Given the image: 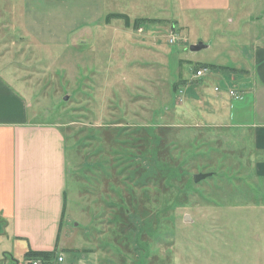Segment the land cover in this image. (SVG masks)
<instances>
[{
	"label": "rangeland",
	"instance_id": "rangeland-1",
	"mask_svg": "<svg viewBox=\"0 0 264 264\" xmlns=\"http://www.w3.org/2000/svg\"><path fill=\"white\" fill-rule=\"evenodd\" d=\"M182 1L0 0V74L67 158L55 254L21 263L264 264L263 153L213 79L252 63L264 0Z\"/></svg>",
	"mask_w": 264,
	"mask_h": 264
},
{
	"label": "crops",
	"instance_id": "crops-1",
	"mask_svg": "<svg viewBox=\"0 0 264 264\" xmlns=\"http://www.w3.org/2000/svg\"><path fill=\"white\" fill-rule=\"evenodd\" d=\"M182 2L184 10L231 4V0ZM251 37L252 56L246 59L252 63L242 59L238 67L243 70L235 67L242 72L238 77L213 73V79L220 85L216 104L226 110L225 121L247 129L254 148L264 157V29ZM3 77L0 74V264H23L28 249L52 251L57 247L67 158L57 124L34 120L31 100ZM230 91L237 97L230 98ZM220 116L224 120V113ZM255 166L258 177L264 178V160Z\"/></svg>",
	"mask_w": 264,
	"mask_h": 264
},
{
	"label": "trees",
	"instance_id": "trees-1",
	"mask_svg": "<svg viewBox=\"0 0 264 264\" xmlns=\"http://www.w3.org/2000/svg\"><path fill=\"white\" fill-rule=\"evenodd\" d=\"M109 17H117V18H124L126 23L128 24L129 23V19L127 17V15L125 14H122V13H113V14H109L106 16V20L109 18ZM147 20H150V19H145V18H141V19H135L133 21V23H136V22H143V21H147ZM55 251H56V248L53 249L52 251H34V250H27V253L26 255L27 256H39V257H45V259L49 258V256H53L55 254Z\"/></svg>",
	"mask_w": 264,
	"mask_h": 264
},
{
	"label": "water",
	"instance_id": "water-1",
	"mask_svg": "<svg viewBox=\"0 0 264 264\" xmlns=\"http://www.w3.org/2000/svg\"><path fill=\"white\" fill-rule=\"evenodd\" d=\"M204 46L202 45L201 42H197L196 44H192L190 45V49L193 50V51H196V50H199L201 48H203ZM209 175V173H198V174H195L193 175V181L195 183L199 182L200 180L206 178L207 176ZM185 220H187V217L185 218Z\"/></svg>",
	"mask_w": 264,
	"mask_h": 264
},
{
	"label": "built area",
	"instance_id": "built-area-1",
	"mask_svg": "<svg viewBox=\"0 0 264 264\" xmlns=\"http://www.w3.org/2000/svg\"><path fill=\"white\" fill-rule=\"evenodd\" d=\"M141 29V28H140ZM203 72H205V69H199L197 70L196 74L201 75ZM35 264V263H34Z\"/></svg>",
	"mask_w": 264,
	"mask_h": 264
}]
</instances>
